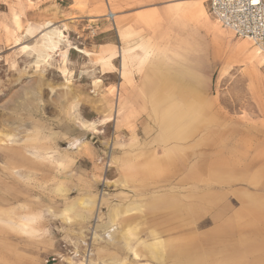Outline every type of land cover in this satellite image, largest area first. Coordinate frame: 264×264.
Segmentation results:
<instances>
[{"label": "rangeland", "instance_id": "1", "mask_svg": "<svg viewBox=\"0 0 264 264\" xmlns=\"http://www.w3.org/2000/svg\"><path fill=\"white\" fill-rule=\"evenodd\" d=\"M47 21L64 39L37 65ZM256 46L223 28L208 0H0V264H139L106 242L101 222L110 206L123 212L173 200L184 173L188 203L213 199V177L264 175V59L251 56ZM118 49L123 75L120 56L112 67L101 59ZM175 65L192 67L201 81L200 101L188 97L199 102L197 135L177 136L186 114L174 89L155 95ZM73 113L98 125L85 130ZM87 197L90 209L72 207ZM69 203L74 220L66 223L59 212ZM132 215L118 221L116 239L138 222ZM86 246L88 262L76 260Z\"/></svg>", "mask_w": 264, "mask_h": 264}, {"label": "crops", "instance_id": "2", "mask_svg": "<svg viewBox=\"0 0 264 264\" xmlns=\"http://www.w3.org/2000/svg\"><path fill=\"white\" fill-rule=\"evenodd\" d=\"M149 9L155 14L160 12L157 5L151 6ZM200 12L207 15L203 6H200ZM233 35L235 34L233 33ZM141 46L144 47L143 44ZM147 54L148 52L145 50L143 56ZM117 56L121 57L120 74L123 75V67L126 64L123 50L121 52L118 49L116 54L109 51L101 56V59L102 57V60L111 58V63L105 66L112 67V60ZM251 56L264 59V54H258L256 48L253 49ZM174 68L175 73L159 78L160 82H157L159 88L155 95L162 97L161 93L164 87L174 89V96L184 102L183 110L186 114V122L182 127L184 129L181 132L178 131L177 136L180 134L197 135L202 128L200 111L196 110V104L199 102H195L200 101L199 98L203 94L199 75L192 67L175 65ZM95 79V85L101 83L100 78ZM118 87H121V83ZM189 96L195 101L188 100ZM180 118L176 121H180ZM104 120L108 121L109 119L105 118L99 123L101 124ZM93 123L98 125V122ZM71 145L73 148L79 147L81 141L74 139L71 141ZM37 146L39 145L37 144ZM16 152L20 154L19 151ZM36 152H40V150ZM35 156L38 159L41 158L40 154ZM19 157L20 160L17 162H25V158L21 154ZM11 161L15 162L13 158ZM26 163L36 162L32 160L26 161ZM261 167L264 169V163L261 164ZM178 182L180 184L179 199L176 196L173 200L165 199L158 204L155 203V200L148 199L149 201L144 202V205L136 203L123 212L110 206L104 216L105 219L101 222L105 233L112 232L110 239L106 236V242H118L139 264H264L263 174L254 177L251 172H246L243 175L213 177L211 181L213 186L210 191H207L213 199L203 202L198 200L187 202L184 185L188 182V178L185 173L180 175ZM253 184L257 186H253ZM55 191L61 194L64 189L58 185L55 187ZM85 200H89L90 204L87 206L77 204ZM85 200H79L75 207L90 209L94 205L93 198L87 197ZM142 206H146V212L141 214L146 217L145 223L140 222L139 211ZM70 207L71 203L59 212V216L66 220V223H71L74 220ZM72 207L75 209L74 205ZM129 214H133V219L137 218L138 222L133 223L132 227L123 229L116 239L118 221ZM112 264H124V261H116Z\"/></svg>", "mask_w": 264, "mask_h": 264}, {"label": "built area", "instance_id": "3", "mask_svg": "<svg viewBox=\"0 0 264 264\" xmlns=\"http://www.w3.org/2000/svg\"><path fill=\"white\" fill-rule=\"evenodd\" d=\"M208 9L223 28L251 40L264 50V0H208ZM106 19L113 21L112 11H107ZM89 252L86 246L76 253L75 259L88 262L85 259L89 258Z\"/></svg>", "mask_w": 264, "mask_h": 264}, {"label": "bare ground", "instance_id": "4", "mask_svg": "<svg viewBox=\"0 0 264 264\" xmlns=\"http://www.w3.org/2000/svg\"><path fill=\"white\" fill-rule=\"evenodd\" d=\"M50 25H51V23H50V21H47V22H45L44 23V27H45V30L43 31V32H41V35L42 36H40V37H42V39H41V41H40V43L44 46V48H45V51L46 52H42V53H40V52H38V54H37V56H36V58H37V60H35V64H39V63H41V61L43 62V60H44V57L45 56H47V55H49V52H56V51H58V47H59V43L61 42V41H63V39L64 38H62L63 36H62V34L60 33V31L59 30H57V29H55L54 27H50ZM39 36V35H38ZM39 43V44H40ZM27 46V45H26ZM43 48V49H44ZM44 51V50H43ZM256 51H257V53L258 54H260V53H264V50L263 49H261V48H259L258 46H256ZM186 84V83H185ZM188 86V85H187ZM184 87V86H183ZM182 87V88H183ZM192 90V89H191ZM185 91H186V89H185ZM180 92V91H179ZM184 92V91H183ZM191 92V91H190ZM195 92V91H194ZM194 92H192L193 94H194ZM201 92V91H200ZM200 92H197L198 94H200ZM192 93H190V94H192ZM187 94V93H186ZM180 95V94H179ZM72 117L74 118V120H75V122H76V124L79 126V127H82L83 129H85V130H93L94 128H95V126H96V124H94L93 122H87V121H84V120H82L79 116H76L74 113H73V115H72ZM95 132V131H94ZM76 142H77V140H76ZM75 142V143H76ZM73 143V142H72ZM74 145V144H73ZM77 145V144H76ZM94 199V198H93ZM85 200V199H84ZM77 204H81V205H89L90 204V201L89 200H85V201H81V202H79V203H77ZM76 206H78V205H76ZM74 207H75V205H74ZM69 209V208H68ZM70 209H71V207H70ZM72 210V209H71ZM86 213V212H85ZM98 217H100L99 216V214H98ZM117 228V227H116ZM115 228V229H116ZM113 230V229H112ZM111 230V231H112ZM96 236V235H95ZM110 236H112V232L110 233V231L108 232V234H107V237L109 238ZM104 237V236H103ZM102 237V238H103ZM107 238V239H108ZM122 239V238H121ZM97 240H100V238L98 239L97 238ZM107 241V240H106ZM123 241V240H122ZM90 261V260H89Z\"/></svg>", "mask_w": 264, "mask_h": 264}]
</instances>
